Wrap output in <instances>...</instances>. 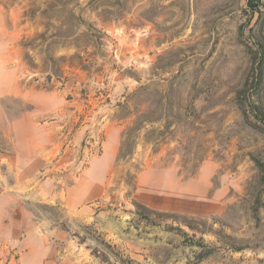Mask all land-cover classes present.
<instances>
[{
	"label": "rangeland",
	"instance_id": "1",
	"mask_svg": "<svg viewBox=\"0 0 264 264\" xmlns=\"http://www.w3.org/2000/svg\"><path fill=\"white\" fill-rule=\"evenodd\" d=\"M32 142L19 254L264 264V0H0V153Z\"/></svg>",
	"mask_w": 264,
	"mask_h": 264
},
{
	"label": "crops",
	"instance_id": "2",
	"mask_svg": "<svg viewBox=\"0 0 264 264\" xmlns=\"http://www.w3.org/2000/svg\"><path fill=\"white\" fill-rule=\"evenodd\" d=\"M37 144L34 142L19 149L16 146L10 152L0 153L4 155L7 162L14 161L22 163L24 159H31L37 153ZM8 153V154H7ZM13 163H9V165ZM4 174L0 175V246H8L9 255L0 257V264H43L44 259L35 253L28 252L26 254L18 253L16 248L19 247L20 234L22 225L25 220L21 217L23 211H19L17 204L18 193L10 192L13 190L5 183ZM21 198V197H20ZM18 210V211H17ZM16 231V232H15ZM12 246V247H9Z\"/></svg>",
	"mask_w": 264,
	"mask_h": 264
},
{
	"label": "trees",
	"instance_id": "3",
	"mask_svg": "<svg viewBox=\"0 0 264 264\" xmlns=\"http://www.w3.org/2000/svg\"><path fill=\"white\" fill-rule=\"evenodd\" d=\"M104 262H106V261H104Z\"/></svg>",
	"mask_w": 264,
	"mask_h": 264
}]
</instances>
